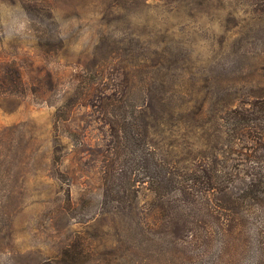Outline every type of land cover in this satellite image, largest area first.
I'll list each match as a JSON object with an SVG mask.
<instances>
[{
  "label": "rangeland",
  "instance_id": "obj_1",
  "mask_svg": "<svg viewBox=\"0 0 264 264\" xmlns=\"http://www.w3.org/2000/svg\"><path fill=\"white\" fill-rule=\"evenodd\" d=\"M0 65L17 264H264V0H0Z\"/></svg>",
  "mask_w": 264,
  "mask_h": 264
},
{
  "label": "trees",
  "instance_id": "obj_2",
  "mask_svg": "<svg viewBox=\"0 0 264 264\" xmlns=\"http://www.w3.org/2000/svg\"><path fill=\"white\" fill-rule=\"evenodd\" d=\"M1 68V65H0ZM9 75L10 76V82L13 83V88L9 87L7 89V92L10 95H15V93H17L18 91L23 90L21 82L19 80V74L15 69H6L3 75H0V81L4 80L6 76ZM9 83L5 82V87L8 86ZM0 182H3L4 184V194L0 197V214L2 212V208L5 207L8 210H10L12 213L14 212L15 215L20 214L24 209H26L29 205L33 206L32 204H34L33 202L28 203L25 202H20V200L18 199L19 195H20V188L21 186H19L18 189H16L15 187H11L8 184L4 183V181L2 180V176L0 175ZM23 190V188L21 189ZM46 203H48V201H46ZM43 218H46L49 222L50 225L52 227V230H40L39 231V236L38 237H44V238H58L59 236H61L64 232V234L66 235V238H64L65 240L61 242V244L58 245V247L54 246L53 241L55 242V240L52 241V248L54 249V251H56V253L59 254V256L61 257V259L65 260L66 262H71V263H84L86 259H89L87 257V254L85 252V246L82 243V241L78 238L75 237V235L70 234L69 229L64 228L59 229L58 226V222H60V219L62 218V216L59 214V211L56 210L55 208H48V212L46 214L43 215ZM41 226V225H40ZM22 230L25 234L26 233V228L21 226ZM50 233H52L53 235L50 236ZM37 248V252L42 255V248H38V246H36ZM50 248V249H52ZM242 264H245L243 262H241ZM0 264H17V253L16 250L13 246V235L12 233L7 230L0 222Z\"/></svg>",
  "mask_w": 264,
  "mask_h": 264
}]
</instances>
